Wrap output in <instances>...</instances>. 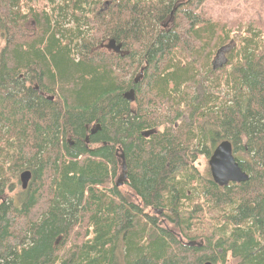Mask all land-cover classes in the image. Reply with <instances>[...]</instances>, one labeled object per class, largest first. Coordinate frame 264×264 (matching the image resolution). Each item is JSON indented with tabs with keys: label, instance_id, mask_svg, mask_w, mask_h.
Wrapping results in <instances>:
<instances>
[{
	"label": "trees",
	"instance_id": "trees-1",
	"mask_svg": "<svg viewBox=\"0 0 264 264\" xmlns=\"http://www.w3.org/2000/svg\"><path fill=\"white\" fill-rule=\"evenodd\" d=\"M38 1L0 0V264H264V18ZM224 141L248 181L196 167Z\"/></svg>",
	"mask_w": 264,
	"mask_h": 264
},
{
	"label": "rangeland",
	"instance_id": "rangeland-1",
	"mask_svg": "<svg viewBox=\"0 0 264 264\" xmlns=\"http://www.w3.org/2000/svg\"><path fill=\"white\" fill-rule=\"evenodd\" d=\"M41 5H42L41 0H39L36 4L33 5V7L36 8V10H40ZM205 7H206V10L208 11V16L212 18L213 20L218 21L221 24L223 23L231 24L232 22H236L235 21L236 18H241L239 19L238 22H244L243 20H245V23L250 18L254 19L255 22H258L259 20L264 18V8L258 1H251V2H248L246 0H220L219 2L208 1L205 4ZM190 9L191 8L186 5L182 8V13H183V16L185 17V22L183 23L193 22V19L197 18L196 15H194L193 11L192 12L190 11ZM185 10H187L186 13H184ZM198 13L200 15H203V5L202 4L199 6ZM4 32H5L4 28L1 27L0 48H3L6 44V40L3 38L6 36V35L3 36ZM224 51L223 53L219 55V57H217L214 60L213 64L215 66H221L225 62ZM209 159L210 158H206L205 156H202L196 162V167L198 168V170L200 171L202 175H205L204 173H206V170L210 168ZM119 175L121 178L122 177V166H121V174ZM122 191L127 192L126 189H122ZM161 224H163V222H161ZM73 240H76L75 236Z\"/></svg>",
	"mask_w": 264,
	"mask_h": 264
},
{
	"label": "water",
	"instance_id": "water-1",
	"mask_svg": "<svg viewBox=\"0 0 264 264\" xmlns=\"http://www.w3.org/2000/svg\"><path fill=\"white\" fill-rule=\"evenodd\" d=\"M0 34H1V24H0ZM113 43L114 42H112L110 46H114ZM143 71L144 69L142 70V72ZM139 79L137 78L135 80V83H138ZM124 98L129 102H134L135 99L134 90L132 89L126 92ZM100 129H101L100 126L93 128L91 134H96ZM118 156H119V164L122 166V177L120 178L119 186H122L124 181L127 179V165L125 161V155L118 154ZM209 166L213 181L220 187L228 186L230 183H243L249 180L248 174L242 170L239 163L235 159L232 145L228 141L222 142L219 145V147L214 151L212 157L210 158ZM31 178H32V173L30 171H24L20 175V181L23 190H26L28 188ZM188 245L194 246L196 245V243H189ZM206 264H211V263L208 262Z\"/></svg>",
	"mask_w": 264,
	"mask_h": 264
},
{
	"label": "flooded vegetation",
	"instance_id": "flooded-vegetation-1",
	"mask_svg": "<svg viewBox=\"0 0 264 264\" xmlns=\"http://www.w3.org/2000/svg\"><path fill=\"white\" fill-rule=\"evenodd\" d=\"M105 1H106V3H107V2L110 1V0H105ZM172 14H173V12L170 14V16H172ZM164 27H165V28H168L169 26H168V25H164ZM113 45H114V46H110V47L116 49V48H115V42L113 43ZM116 50H118V49H116ZM142 70H143V68H141V72H142ZM211 156H212V155H211ZM210 158H211V157H210ZM209 160H210V159H209Z\"/></svg>",
	"mask_w": 264,
	"mask_h": 264
},
{
	"label": "bare ground",
	"instance_id": "bare-ground-1",
	"mask_svg": "<svg viewBox=\"0 0 264 264\" xmlns=\"http://www.w3.org/2000/svg\"><path fill=\"white\" fill-rule=\"evenodd\" d=\"M152 135H153V134H152ZM219 145H220V144H219ZM219 145L216 147V149L219 147ZM216 149H215V150H216ZM215 150H214V151H215ZM213 153H214V152H213ZM212 155H213V154H212ZM211 157H212V156H211ZM209 161H210V160H209Z\"/></svg>",
	"mask_w": 264,
	"mask_h": 264
}]
</instances>
